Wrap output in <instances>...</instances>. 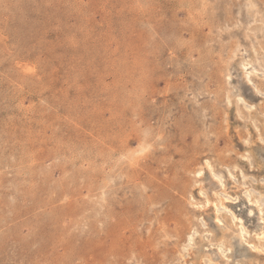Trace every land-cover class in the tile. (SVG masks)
Segmentation results:
<instances>
[{
    "label": "rangeland",
    "instance_id": "obj_1",
    "mask_svg": "<svg viewBox=\"0 0 264 264\" xmlns=\"http://www.w3.org/2000/svg\"><path fill=\"white\" fill-rule=\"evenodd\" d=\"M0 264H264V0H0Z\"/></svg>",
    "mask_w": 264,
    "mask_h": 264
},
{
    "label": "bare ground",
    "instance_id": "obj_2",
    "mask_svg": "<svg viewBox=\"0 0 264 264\" xmlns=\"http://www.w3.org/2000/svg\"><path fill=\"white\" fill-rule=\"evenodd\" d=\"M197 33V32H196ZM250 66V65H249ZM22 151V150H21ZM224 208V207H223ZM241 221V220H240ZM201 225V224H200ZM242 226V225H241ZM239 232V231H238ZM221 246V245H220Z\"/></svg>",
    "mask_w": 264,
    "mask_h": 264
}]
</instances>
